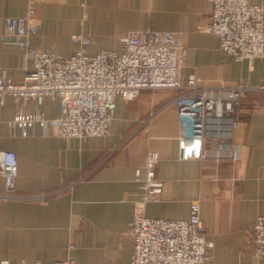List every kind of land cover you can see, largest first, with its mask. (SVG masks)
<instances>
[{
    "label": "crops",
    "instance_id": "obj_1",
    "mask_svg": "<svg viewBox=\"0 0 264 264\" xmlns=\"http://www.w3.org/2000/svg\"><path fill=\"white\" fill-rule=\"evenodd\" d=\"M32 1L39 29L27 48L7 42L6 18L26 15ZM251 2L264 5V0ZM211 13L209 0H0V75L24 83L32 69L26 50H54L68 57L78 49L72 34L89 35L93 44L88 50L94 53L119 50L129 31L153 29L177 33L188 48L183 79L195 75L209 85H264V58L237 61L223 51L216 35L197 29L210 21ZM175 96L165 89L142 90L135 100L117 96L109 135L86 140L63 138L39 125L28 129L27 136L19 128L11 130L18 107L7 96L0 105V153L17 155V194L47 198L0 199V264L68 259L130 264L134 239L128 224L143 196L135 170L148 151L159 154L163 187L158 201L145 207L147 217L185 220L198 201L214 242L215 264H264L255 257L249 234L254 221L264 216L262 95L245 96L239 126L229 140L238 152L219 159L181 157ZM23 110L54 120L60 101L56 96H46L41 104L29 99ZM216 147V141L208 140L195 152ZM80 177L87 178L72 186ZM4 192L0 172V196Z\"/></svg>",
    "mask_w": 264,
    "mask_h": 264
},
{
    "label": "built area",
    "instance_id": "obj_2",
    "mask_svg": "<svg viewBox=\"0 0 264 264\" xmlns=\"http://www.w3.org/2000/svg\"><path fill=\"white\" fill-rule=\"evenodd\" d=\"M209 1L210 21L199 24L197 29L216 35L223 51L237 61L264 58V5L253 4L251 0ZM38 29L32 1L26 15L6 18L3 36L7 42L27 48L30 35ZM71 40L78 49L68 57L54 50H26L24 58L31 61L32 69L22 84L10 81L5 72L0 75V105L10 96L18 107L9 123L11 130L19 128L27 136L28 129L39 125L44 130L51 127L63 138L105 137L110 133L117 96L135 100L142 90L165 89L176 92L173 101L180 123L181 157L219 159L238 152L229 140L239 126L245 96L261 94L264 114V85H209L195 75L183 79L181 69L189 51L175 32L129 31L121 37L119 50L100 49L94 53L88 50L93 44L89 35L72 34ZM46 96L59 98L60 113L54 120L42 112L23 110L29 99L41 104ZM208 140L216 141L217 147L196 153ZM159 158L157 152L148 151L143 165L135 170V181L143 196L136 202L128 224L134 239L130 264H215L214 242L202 219L200 202L191 204L190 216L185 220L146 216L145 207L158 201L162 192L157 172ZM0 172L5 181L0 199L46 197L17 194L19 165L15 152L0 153ZM86 178H80L72 186ZM249 234L255 257L264 260V216L254 221ZM55 264L80 263L68 259Z\"/></svg>",
    "mask_w": 264,
    "mask_h": 264
},
{
    "label": "rangeland",
    "instance_id": "obj_3",
    "mask_svg": "<svg viewBox=\"0 0 264 264\" xmlns=\"http://www.w3.org/2000/svg\"><path fill=\"white\" fill-rule=\"evenodd\" d=\"M211 10H212V6H211ZM65 57V56H64ZM2 174V173H1ZM4 178V177H3ZM80 178H82V177H80ZM80 178H78L77 180H79ZM84 178V177H83ZM77 180H75V181H77ZM69 186H67L66 188H68ZM70 188V187H69ZM65 189V188H64ZM45 195V194H44ZM23 196H26V195H23ZM39 196H43V195H39ZM49 196V195H48ZM47 198V195H46V197H44V198H40L39 200H44V199H46ZM35 200H37V199H35ZM63 261V260H62ZM2 263V262H1Z\"/></svg>",
    "mask_w": 264,
    "mask_h": 264
}]
</instances>
